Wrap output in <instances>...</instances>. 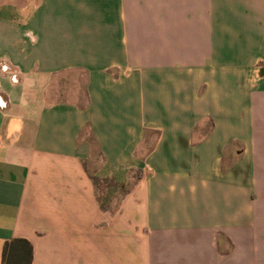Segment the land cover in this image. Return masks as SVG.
Listing matches in <instances>:
<instances>
[{"label":"crops","instance_id":"0c3cea01","mask_svg":"<svg viewBox=\"0 0 264 264\" xmlns=\"http://www.w3.org/2000/svg\"><path fill=\"white\" fill-rule=\"evenodd\" d=\"M15 238L264 264V0H0V264Z\"/></svg>","mask_w":264,"mask_h":264},{"label":"trees","instance_id":"16d2710c","mask_svg":"<svg viewBox=\"0 0 264 264\" xmlns=\"http://www.w3.org/2000/svg\"><path fill=\"white\" fill-rule=\"evenodd\" d=\"M31 259L32 247L26 239L15 238L4 243L2 264H30Z\"/></svg>","mask_w":264,"mask_h":264},{"label":"rangeland","instance_id":"374dc122","mask_svg":"<svg viewBox=\"0 0 264 264\" xmlns=\"http://www.w3.org/2000/svg\"><path fill=\"white\" fill-rule=\"evenodd\" d=\"M95 182L97 184L99 196L103 199V201L106 198L104 193H107L108 195H110L111 193L113 194V192L115 194H118L119 191H121V192L124 191V186H128V184H129V183H123L124 185H123V187H121V185H118L117 183H113L112 181H105V180L99 179V180H96ZM104 202H106V201H104Z\"/></svg>","mask_w":264,"mask_h":264}]
</instances>
